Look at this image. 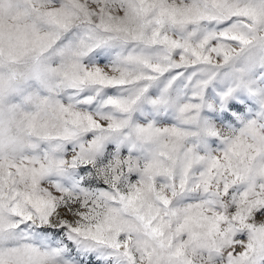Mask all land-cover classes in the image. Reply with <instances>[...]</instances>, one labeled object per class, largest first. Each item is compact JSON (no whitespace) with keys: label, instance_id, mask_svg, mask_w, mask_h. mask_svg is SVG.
<instances>
[{"label":"snow or ice","instance_id":"6c2138e0","mask_svg":"<svg viewBox=\"0 0 264 264\" xmlns=\"http://www.w3.org/2000/svg\"><path fill=\"white\" fill-rule=\"evenodd\" d=\"M0 264H264V0H0Z\"/></svg>","mask_w":264,"mask_h":264}]
</instances>
